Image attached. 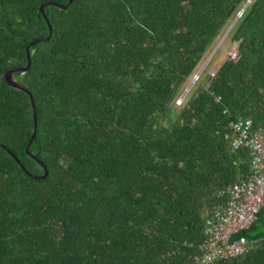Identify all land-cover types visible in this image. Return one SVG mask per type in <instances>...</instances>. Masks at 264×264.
Returning a JSON list of instances; mask_svg holds the SVG:
<instances>
[{
  "label": "trees",
  "instance_id": "obj_1",
  "mask_svg": "<svg viewBox=\"0 0 264 264\" xmlns=\"http://www.w3.org/2000/svg\"><path fill=\"white\" fill-rule=\"evenodd\" d=\"M67 2L0 0V264H195L218 191L253 172L225 133L264 127V0ZM236 18L240 57L171 111ZM36 39L14 74L34 108L2 75ZM244 234L212 264H264V207Z\"/></svg>",
  "mask_w": 264,
  "mask_h": 264
},
{
  "label": "built area",
  "instance_id": "obj_2",
  "mask_svg": "<svg viewBox=\"0 0 264 264\" xmlns=\"http://www.w3.org/2000/svg\"><path fill=\"white\" fill-rule=\"evenodd\" d=\"M239 57L238 48L231 51V59ZM202 71L193 75V83L199 81ZM216 73L215 68L208 71L211 77ZM186 95H181L177 104H182ZM220 99L219 96L217 100ZM230 127L225 138L234 150L250 149L253 172L248 178L229 183L218 191L223 201L206 216V239L201 253L195 256V264H212L248 252L249 242L244 231L253 225L264 207V127L255 128L252 119L246 117L233 120Z\"/></svg>",
  "mask_w": 264,
  "mask_h": 264
},
{
  "label": "water",
  "instance_id": "obj_3",
  "mask_svg": "<svg viewBox=\"0 0 264 264\" xmlns=\"http://www.w3.org/2000/svg\"><path fill=\"white\" fill-rule=\"evenodd\" d=\"M72 1H73V0H68V2H67L66 4H58V3H57V5H58L60 8L65 9V8L68 7V5H69ZM48 4H54V2H49ZM55 4H56V3H55ZM45 5H46V4H45ZM45 5H42V6H41V10H42L43 13H44V7H45ZM238 17H239V16H238ZM238 17H237V18H238ZM237 18L234 20V22H233V23L231 24V26L228 28V30H227L225 36H226L227 33L231 30V28H232L233 25L235 24ZM46 19H47V22H48V24H49V35H48L45 39H49V38L51 37V35H52L53 29H52V26H51V24H50L49 19H48L47 17H46ZM42 40H43V39H36V40L32 41V42L27 46V58H28V62H27V64H26L25 66L17 67V68H14V69L7 70V71L2 75V80H3L5 83H7V84H9V85H11V86H13V87H15V88H18V89H21V90H24V91H27V92H28V90H27V89H26L21 83H19V82L17 81V79L14 77V74H15L16 72H25V71H27V70L30 68V66H31V50H30V49H31L32 46L36 45L37 43H39V42L42 41ZM208 61H209V60L206 61L204 67L206 66V64L208 63ZM204 67H203V68H204ZM203 68H202L201 70H199V72H201V71L203 70ZM192 86H193V82H191V84H189L187 90L184 92V93H185L184 96L187 94V92H189V90L192 88ZM28 93H29V92H28ZM29 94H30L31 99H32L33 107L35 108V101H34V98H33V96L31 95V93H29ZM34 114H35V127H37V113H36V111H34ZM35 135H36V130H35L33 136L31 137V139L29 140V143H28V145H27V151H28V153H29L30 155H32V156H33V154H32L31 151H30V147H31V144H32V142H33V140H34V138H35ZM36 159H37V158H36ZM40 163L43 164L41 161H40ZM43 167H44V169H45V173H44V175H41V176H39V177H45V176L47 175V173H48V171H47V167H46L45 165H43ZM24 168H25V167H24Z\"/></svg>",
  "mask_w": 264,
  "mask_h": 264
},
{
  "label": "rangeland",
  "instance_id": "obj_4",
  "mask_svg": "<svg viewBox=\"0 0 264 264\" xmlns=\"http://www.w3.org/2000/svg\"><path fill=\"white\" fill-rule=\"evenodd\" d=\"M240 16V14L238 15ZM225 39V35H220L219 38H217L215 40V42L212 44L211 48L208 50V54L205 58V60L203 61V63L200 65L199 70H201L206 61H208V63L206 64V66L204 67L199 82L203 81L204 79L207 78V74L209 69L211 68H218L220 67V65L224 62V60H226L228 57H230V53L231 51L235 50V48L237 49V45L236 44H232L230 42V40L228 39L227 41L224 40ZM193 78V76H192ZM192 78L190 80V84L192 82ZM193 87L195 88V83H193ZM192 87V88H193ZM187 90V88H185V90L183 91L182 95L185 94L184 92ZM180 109V106L178 104L174 105L171 107V111L177 112ZM173 115V113H172ZM163 121L166 120V118L162 117L161 118ZM252 234L256 233L257 230L255 229H250L249 230Z\"/></svg>",
  "mask_w": 264,
  "mask_h": 264
}]
</instances>
